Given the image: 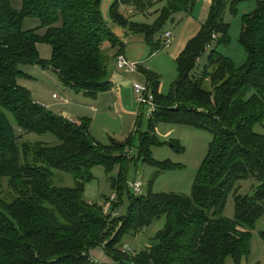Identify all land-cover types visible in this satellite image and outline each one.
I'll return each mask as SVG.
<instances>
[{"label":"trees","instance_id":"trees-1","mask_svg":"<svg viewBox=\"0 0 264 264\" xmlns=\"http://www.w3.org/2000/svg\"><path fill=\"white\" fill-rule=\"evenodd\" d=\"M195 1L114 0L108 14L111 23L142 35L149 45L172 15L189 13ZM228 1H211L205 24L176 59L178 77L170 95L158 93L155 74L139 70L156 111L140 135L136 161L156 174L180 167L152 159L158 124L211 136L190 194L149 190L130 196L125 184L130 137L102 146L91 137L88 119L54 115L18 85L26 77L20 67L37 66L89 99L113 89L107 67L124 44L104 23L100 0H0V264H226L227 259L240 264L249 256L251 232L264 215V136L254 131L264 121V0H256V9L241 19L238 43L246 62L240 68L217 49H206L215 40L229 43L223 21ZM153 15L152 24L135 22ZM28 19L37 21L34 28L23 27ZM39 44L50 46L49 60L40 59ZM206 52L201 75L190 76ZM205 80L210 91L203 89ZM29 134L51 135L57 144L24 141ZM95 167L106 175L119 169L111 181L119 203L111 209L121 206L124 189L129 203L117 217L103 216L102 207L84 198ZM54 171L71 176L74 186H55ZM230 195L233 219L223 215ZM161 219L162 228L142 250L120 248L124 237H139ZM259 235L264 241V230ZM97 247L111 263L92 261L90 252Z\"/></svg>","mask_w":264,"mask_h":264},{"label":"rangeland","instance_id":"rangeland-1","mask_svg":"<svg viewBox=\"0 0 264 264\" xmlns=\"http://www.w3.org/2000/svg\"><path fill=\"white\" fill-rule=\"evenodd\" d=\"M113 1L100 0V13L104 23L111 33L120 38L123 44L125 43V48L134 50L136 55L133 56V59L129 57L128 59L141 64V70L150 71L158 77V93L162 96L170 95L178 77L176 59L184 51L189 41L198 34L201 26L205 24L210 6L204 12H201L204 3L199 0L194 3L189 13L182 12L172 15L162 28L154 33L152 42L148 45L142 35L129 33L127 35L124 30L110 22L108 12ZM256 3V0H244L235 5L232 4L231 0L226 2L223 7V21L229 25V43L217 45V40H215L210 44L211 50L217 49V52L230 59L236 68L242 67L246 62L245 51L238 43L241 19L244 15L250 14L256 9ZM155 19V15L147 19L136 17L135 22L152 24ZM36 23L37 21L28 19L23 23V27L31 29L35 27ZM165 32L171 33L169 46L163 45L162 36ZM126 38H130L129 44L126 43ZM37 51L40 59L44 61L50 59L51 48L48 44H39ZM207 52L198 59L190 76L197 77L201 75L203 67L207 63ZM20 70L26 77L18 79V85L26 89L38 105L50 104L52 94L67 98L69 104L51 103L52 107L49 111L54 115L67 116L66 119L68 120L88 119L90 121L89 133L100 145L106 146L111 140L123 143L130 137L132 143L128 148L129 153L128 150L125 152L128 158L132 159L126 168L125 174V184L130 196L134 195L130 186L135 182H141L142 184L140 193L137 196H146L149 190L154 194L171 192L183 195L190 194L194 178L207 153L211 136L204 131L184 125L158 124L155 129V136L159 145L151 147L152 159L156 162H169L180 167L156 174L155 168L143 164L141 161H136L140 135L147 132L149 123L148 108L139 107L136 93L132 87L133 82L143 86L147 85L146 78L141 71L131 74L129 77L132 80L128 79L129 83L120 81L117 83L118 88L113 85V91L101 94L96 99H89L82 94H76L65 88L51 71H43L37 66H22ZM115 72L114 66L108 64L109 81L112 80L110 77ZM112 82L114 83L113 80ZM203 89L210 91L209 80L203 82ZM118 95L124 100L125 104L120 101L115 102V97ZM7 117L17 134L13 120L9 115ZM254 131L264 136V121L261 125L255 126ZM23 140L33 143L54 142L53 145L57 144L51 135L37 136L29 134L24 136ZM176 147L179 148L178 151L174 149ZM118 173L119 169L117 167L108 175L102 167L92 169L93 179L85 185V200L102 207L112 196H115L116 203L113 205H117L119 200L115 195L116 192L111 187V181L117 178ZM54 177L55 186L65 188L74 186V181L69 175L54 171ZM127 190L124 189L122 204L118 208L122 211L126 210L129 203ZM241 192L249 193L248 190ZM106 200L108 201L106 202ZM223 215L228 219L234 217L232 195L227 199ZM163 224L164 219H161L145 229L139 237H124L120 248L123 246L130 248L134 253L142 250L147 245V241L154 237ZM263 230L264 215L251 232L250 254L247 258H243L240 264H264V241L259 235ZM90 253L92 261L96 263L106 260L107 263H111L100 247L93 249ZM226 264H232L231 260L227 259Z\"/></svg>","mask_w":264,"mask_h":264},{"label":"built area","instance_id":"built-area-1","mask_svg":"<svg viewBox=\"0 0 264 264\" xmlns=\"http://www.w3.org/2000/svg\"><path fill=\"white\" fill-rule=\"evenodd\" d=\"M162 38H163V45L169 46L171 33L165 32ZM213 39H215L214 35H213ZM206 49L208 51L210 49V46H207ZM115 67L118 71H121L125 74H134L138 72V64L136 62L129 61L122 53L116 56ZM132 87L134 92L136 93L139 107L148 108L149 119H150L151 115L156 111V105L154 103V97L148 84L143 86L133 82ZM52 99L56 100L60 104L68 103L66 99H63L62 97H59L56 94H52ZM141 187H142L141 182H135L132 184V186H130V189L133 191L134 195H138L140 193ZM114 203H116V197L112 196L111 199L102 206L103 216H110L111 218L119 216L121 209L118 210L111 209L112 204ZM126 250L130 251V248H126Z\"/></svg>","mask_w":264,"mask_h":264},{"label":"crops","instance_id":"crops-1","mask_svg":"<svg viewBox=\"0 0 264 264\" xmlns=\"http://www.w3.org/2000/svg\"><path fill=\"white\" fill-rule=\"evenodd\" d=\"M197 1H199V0H196L195 2H197ZM200 1H202L203 3H204V6L202 7V9H201V12H204L207 8H208V6H210V4H211V0H200ZM127 35H128V33H126ZM124 35H125V32H124ZM120 39V38H119ZM126 40V43L127 44H129V42H130V38H126L125 39ZM124 45H125V43H124ZM122 54L128 59V57L130 58V59H133V56H135L136 55V53L134 52V50L133 49H130V48H125V46H124V49H123V52H122ZM127 55V56H126ZM129 60V59H128ZM130 61V60H129ZM133 62V61H132ZM109 64H112L113 66H114V68H115V73L110 77V79H112L113 81H114V83L112 82V80H110L109 82L112 84V85H116V86H114V87H116V88H118V86H117V83H119L120 81H125V82H128L129 83V80L128 79H130V80H132V78L131 77H129L131 74H125V73H123V72H121V71H118L117 69H116V67H115V59H111V61L109 62ZM138 64V71L141 69V64H139V63H137ZM128 76V77H127ZM119 90V89H118ZM111 91H113V89L111 90ZM32 97V96H31ZM63 99H66L67 100V98H65V97H62ZM33 99V98H32ZM34 100V99H33ZM122 102L123 104H125V102H124V100L122 99V98H120L119 97V95L117 96V97H115V102L116 103H118V102ZM35 102H37V101H35ZM52 104L55 102H57L56 100H53L52 99V95H51V101H50ZM67 104H69L70 102H69V100H67ZM51 103L50 104H48V105H44L43 107H46V109L47 110H50L51 109V107H52V105H51ZM58 103V102H57ZM93 111H94V109H93ZM62 117H64V118H67V116H62ZM90 257H91V253H90ZM101 263H107V260L106 261H104V262H101Z\"/></svg>","mask_w":264,"mask_h":264}]
</instances>
